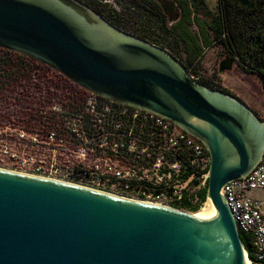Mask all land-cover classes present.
Returning <instances> with one entry per match:
<instances>
[{
    "label": "water",
    "instance_id": "95a60500",
    "mask_svg": "<svg viewBox=\"0 0 264 264\" xmlns=\"http://www.w3.org/2000/svg\"><path fill=\"white\" fill-rule=\"evenodd\" d=\"M158 1L174 14L173 0ZM0 47L200 139L215 208L207 217L0 168V264H250L221 192L264 154V122L248 105L196 82L167 49L80 0H0Z\"/></svg>",
    "mask_w": 264,
    "mask_h": 264
},
{
    "label": "built area",
    "instance_id": "2783aa9c",
    "mask_svg": "<svg viewBox=\"0 0 264 264\" xmlns=\"http://www.w3.org/2000/svg\"><path fill=\"white\" fill-rule=\"evenodd\" d=\"M179 14L170 24L177 21ZM190 76L198 81L193 74ZM85 101L82 112L68 111L69 117L78 120L77 127L67 129L64 126L61 133L58 128L50 134L56 139V151L92 156L91 162H86L89 158H82L74 164V173L65 175L67 182L82 179L88 181L90 188L123 196L105 189L110 183H118L121 192L130 193L124 197L167 206H173L207 185L211 157L200 139L149 110L121 104L92 92ZM73 121L68 120V124ZM85 123L90 124L89 136L81 134ZM68 133L73 135L78 148L71 146ZM195 180L198 185L194 184ZM252 191L263 194L254 196ZM221 192L238 231L251 236L256 260L250 259L251 263L264 264V154L249 174L228 182Z\"/></svg>",
    "mask_w": 264,
    "mask_h": 264
},
{
    "label": "rangeland",
    "instance_id": "374dc122",
    "mask_svg": "<svg viewBox=\"0 0 264 264\" xmlns=\"http://www.w3.org/2000/svg\"><path fill=\"white\" fill-rule=\"evenodd\" d=\"M82 2L89 8H91L90 5L99 3L108 10L122 9L117 0H82ZM123 2L126 3L124 0ZM206 3L212 12L219 11L218 0H206ZM178 13L180 9L177 5L174 14H169L170 20L173 21ZM192 29L198 32L196 25ZM45 66L39 65L32 74L0 92V168L69 181L65 180V175L74 173V164L81 162L82 158H89L86 162H91L92 156L80 157L74 152L64 154L56 151V139L50 135L53 129H50L47 124L56 116V129L60 128V125L66 126L67 129L77 127L78 120L69 117L68 111L73 110L72 106L76 100L86 104L80 95L85 96V93L80 91L84 90L82 87L66 76L56 70L64 76L61 77L51 67ZM191 69L198 81L207 79L212 85L229 90L264 122V91L261 79L245 71L237 60H233L231 52L223 43L215 42L211 47L206 48L201 61L191 66ZM85 97L88 98V95ZM68 120L74 121L68 124ZM67 140L71 146L76 145L71 133L67 134ZM76 147L78 148L79 145L77 144ZM72 182L89 186L88 181L82 179ZM105 189L117 194L122 193L123 196L130 194L121 192V186L118 183H110L105 186ZM251 194L260 196L263 192L252 191ZM183 211L188 210L183 209Z\"/></svg>",
    "mask_w": 264,
    "mask_h": 264
},
{
    "label": "trees",
    "instance_id": "16d2710c",
    "mask_svg": "<svg viewBox=\"0 0 264 264\" xmlns=\"http://www.w3.org/2000/svg\"><path fill=\"white\" fill-rule=\"evenodd\" d=\"M117 1L122 7L119 11L108 10L99 3L90 7L116 27L167 49L185 65L189 74L193 71L191 66L201 61L204 50L215 42H221L229 49L233 60H237L245 71L261 79L264 91V0H218L220 8L217 13L209 9L206 0H173L180 9L179 18L173 24H170L169 13L158 0ZM194 25L198 27V32L193 31ZM39 65L43 64L0 47V92L32 74ZM52 70L59 74L55 69ZM197 82L233 95L225 88L212 85L207 79ZM80 91L85 96L89 94L86 90ZM80 95L86 100L84 94ZM84 106V103L76 100L72 109L79 113ZM56 121L55 116L47 126L56 129ZM59 129L61 133L65 127L60 125ZM81 134H91L89 123L83 125ZM207 196L208 183L173 206L197 212L206 202ZM241 237L250 259L256 262L251 236L241 232Z\"/></svg>",
    "mask_w": 264,
    "mask_h": 264
},
{
    "label": "bare ground",
    "instance_id": "6f19581e",
    "mask_svg": "<svg viewBox=\"0 0 264 264\" xmlns=\"http://www.w3.org/2000/svg\"><path fill=\"white\" fill-rule=\"evenodd\" d=\"M156 204H157V203H156ZM159 205H161V204H159ZM161 206H163V205H161ZM164 206L167 207V205H164ZM168 207H170V206H168ZM170 208H171V207H170ZM173 208H174V207H173ZM196 213H200V214H203V215L209 217V216H211V215H213V214L215 213L214 205H213L212 202L208 199V200L205 202V204L203 205V207H202L199 211H197ZM246 257H247V259H248V262H249L250 264H252L250 258H248L247 253H246Z\"/></svg>",
    "mask_w": 264,
    "mask_h": 264
},
{
    "label": "flooded vegetation",
    "instance_id": "af4514ba",
    "mask_svg": "<svg viewBox=\"0 0 264 264\" xmlns=\"http://www.w3.org/2000/svg\"><path fill=\"white\" fill-rule=\"evenodd\" d=\"M80 1H82V0H80Z\"/></svg>",
    "mask_w": 264,
    "mask_h": 264
}]
</instances>
